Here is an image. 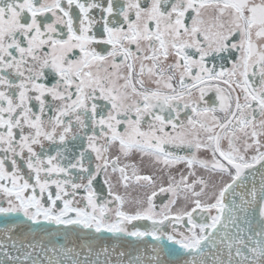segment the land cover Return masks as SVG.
Instances as JSON below:
<instances>
[{"label": "snow or ice", "instance_id": "obj_1", "mask_svg": "<svg viewBox=\"0 0 264 264\" xmlns=\"http://www.w3.org/2000/svg\"><path fill=\"white\" fill-rule=\"evenodd\" d=\"M0 264H264V0H0Z\"/></svg>", "mask_w": 264, "mask_h": 264}, {"label": "flooded vegetation", "instance_id": "obj_2", "mask_svg": "<svg viewBox=\"0 0 264 264\" xmlns=\"http://www.w3.org/2000/svg\"><path fill=\"white\" fill-rule=\"evenodd\" d=\"M214 93H209L208 94V99L209 101L211 102L212 98L214 97ZM202 155H206V154H202ZM131 160L133 162H136L140 167H141V170L143 173L145 174H150L152 172H155L156 176L158 177H163V183L166 185L167 183V170H164V171H161L159 166H156L155 168L150 166L149 163H148V159L145 158L144 161L142 162L141 159H140V156L139 154H134L131 158ZM123 162V161H122ZM180 168L183 167V165H180L178 166ZM158 185L161 183L160 180L157 181ZM121 192H123L124 190L123 189H120ZM129 194L132 196V197H136L138 195H142L143 194V190H137L135 186H133L132 188H130L128 190ZM170 197V194L168 193H164V194H160L158 193L157 197L155 198L156 200V203L159 205L161 203H164L166 202V200ZM134 223H140V224H145L147 225L148 227H150V222H134Z\"/></svg>", "mask_w": 264, "mask_h": 264}, {"label": "water", "instance_id": "obj_3", "mask_svg": "<svg viewBox=\"0 0 264 264\" xmlns=\"http://www.w3.org/2000/svg\"><path fill=\"white\" fill-rule=\"evenodd\" d=\"M55 227H56L55 225H52V226H51V228H52L53 230L55 229ZM42 234L47 236V233H42ZM106 235H107V234H106ZM48 238L51 239L52 243L68 244L69 246H71L70 241H74V242H76V243L79 242V241L76 240V237H75L74 235H69L67 238H65V234H64L63 232L57 233V234L52 235V236H50V237H48ZM114 239H115V238L108 239V240H107V243H108L109 245H111V244L113 243V240H114ZM93 243L95 244V241H93ZM136 247H141V248H143L144 245H143V244L138 245V244L135 243V242L125 243V244L122 245V248H123L124 250H126V251H129V250L134 249V248H136ZM176 247H178V246H176ZM81 258H83V257H81ZM102 258H103V257H101V259H102Z\"/></svg>", "mask_w": 264, "mask_h": 264}]
</instances>
